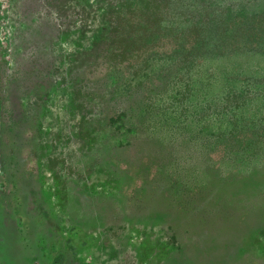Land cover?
Segmentation results:
<instances>
[{
    "label": "rangeland",
    "instance_id": "rangeland-1",
    "mask_svg": "<svg viewBox=\"0 0 264 264\" xmlns=\"http://www.w3.org/2000/svg\"><path fill=\"white\" fill-rule=\"evenodd\" d=\"M141 3L0 0V264H264V162L200 148L232 122L202 104L263 77L264 52L145 63L127 37L156 20ZM117 23L119 56L103 51Z\"/></svg>",
    "mask_w": 264,
    "mask_h": 264
},
{
    "label": "trees",
    "instance_id": "trees-1",
    "mask_svg": "<svg viewBox=\"0 0 264 264\" xmlns=\"http://www.w3.org/2000/svg\"><path fill=\"white\" fill-rule=\"evenodd\" d=\"M141 2L145 7L140 9V13L150 18L154 14L157 21H150L147 18L132 22L129 25L132 30L127 33V37L133 38L134 45L140 44L145 48V63L166 58L181 72L182 69H193L210 57L247 53L252 50L264 52V11H229L232 4L222 8L214 6L210 0H141ZM191 3L196 5L197 13L188 9ZM194 17L197 21L189 24ZM167 18L174 20L170 21L173 25L167 26L164 23ZM122 28L120 23L110 28L104 52L114 49L115 56H119L124 49H130L127 46L128 41L125 42L126 38L122 41L117 40L122 34ZM136 34L139 35L140 41H136ZM148 34L159 36V40L148 39ZM160 35L173 37L174 46L171 54L160 52L167 44ZM230 83L231 88L226 93L217 95L213 100L203 101L205 104H202V108L206 114L227 115L232 121L231 128L211 132L202 141L200 148L211 151L222 147L228 159L238 160L245 165L257 160L264 162V115L251 117L252 114L247 112L249 106L256 100L264 102V76L242 81L240 87H234L235 83Z\"/></svg>",
    "mask_w": 264,
    "mask_h": 264
}]
</instances>
